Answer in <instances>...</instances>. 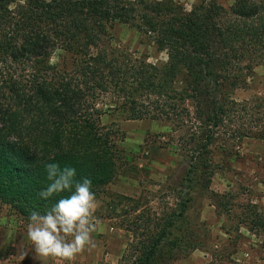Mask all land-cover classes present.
Masks as SVG:
<instances>
[{
	"label": "trees",
	"instance_id": "16d2710c",
	"mask_svg": "<svg viewBox=\"0 0 264 264\" xmlns=\"http://www.w3.org/2000/svg\"><path fill=\"white\" fill-rule=\"evenodd\" d=\"M117 23L166 60L120 50ZM260 65L264 0H200L190 9L175 0H0V201L30 215L66 198L67 191L39 197L50 183L46 163L75 168V180L90 179L94 193L108 184L116 171L112 129L104 131L96 105L112 93L126 119H162L187 132L184 189L157 231L129 247L133 264H169L197 248L180 223L194 190L209 188L219 133L249 132L231 127L246 112L232 93ZM249 211L243 222L264 235V210Z\"/></svg>",
	"mask_w": 264,
	"mask_h": 264
},
{
	"label": "rangeland",
	"instance_id": "374dc122",
	"mask_svg": "<svg viewBox=\"0 0 264 264\" xmlns=\"http://www.w3.org/2000/svg\"><path fill=\"white\" fill-rule=\"evenodd\" d=\"M175 1L190 9L200 0ZM112 35L120 50L153 63L166 60L164 52L129 25L117 23ZM53 60H59L58 54ZM232 98L244 103L246 112L231 127L249 132L235 137L219 133L211 147L214 172L209 188L201 184L194 190L180 223L197 248L178 252L169 264H264V235L243 222L250 209L264 210V65L255 67ZM117 101L108 93L96 105L105 111L100 118L104 131L112 129L116 171L95 192L99 207L94 215L103 225V231L92 234L95 247L71 261L39 257L27 237L30 215L0 201V264H133L136 254L129 250L130 243L145 241L157 231L185 187L189 153L181 135L187 132L162 119H126L114 108ZM214 194L222 200L215 203Z\"/></svg>",
	"mask_w": 264,
	"mask_h": 264
},
{
	"label": "clouds",
	"instance_id": "9594fccd",
	"mask_svg": "<svg viewBox=\"0 0 264 264\" xmlns=\"http://www.w3.org/2000/svg\"><path fill=\"white\" fill-rule=\"evenodd\" d=\"M48 183L38 195L48 200L54 195L69 192L59 199L45 214L32 211L28 218L27 237L37 256L71 261L87 249L94 248L92 234L103 231L95 217L99 201L91 190L92 181H76V170L60 168L57 163H46Z\"/></svg>",
	"mask_w": 264,
	"mask_h": 264
}]
</instances>
